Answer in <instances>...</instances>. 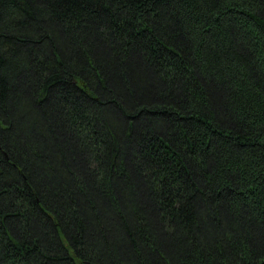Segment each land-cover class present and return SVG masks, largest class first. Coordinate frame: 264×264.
I'll return each instance as SVG.
<instances>
[{
    "label": "trees",
    "instance_id": "16d2710c",
    "mask_svg": "<svg viewBox=\"0 0 264 264\" xmlns=\"http://www.w3.org/2000/svg\"><path fill=\"white\" fill-rule=\"evenodd\" d=\"M0 264H264V0H0Z\"/></svg>",
    "mask_w": 264,
    "mask_h": 264
},
{
    "label": "rangeland",
    "instance_id": "374dc122",
    "mask_svg": "<svg viewBox=\"0 0 264 264\" xmlns=\"http://www.w3.org/2000/svg\"><path fill=\"white\" fill-rule=\"evenodd\" d=\"M21 113H22V112H21ZM23 126H24V127H27L26 125H24V123H23Z\"/></svg>",
    "mask_w": 264,
    "mask_h": 264
}]
</instances>
